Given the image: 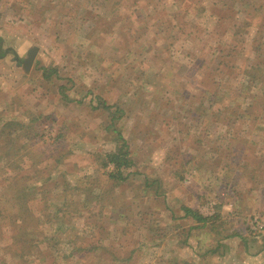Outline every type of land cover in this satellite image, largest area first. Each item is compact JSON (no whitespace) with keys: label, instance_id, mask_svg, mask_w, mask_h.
Masks as SVG:
<instances>
[{"label":"rangeland","instance_id":"1","mask_svg":"<svg viewBox=\"0 0 264 264\" xmlns=\"http://www.w3.org/2000/svg\"><path fill=\"white\" fill-rule=\"evenodd\" d=\"M99 97L123 109L125 181ZM8 158L36 192L0 218V264H264V0H0Z\"/></svg>","mask_w":264,"mask_h":264},{"label":"trees","instance_id":"2","mask_svg":"<svg viewBox=\"0 0 264 264\" xmlns=\"http://www.w3.org/2000/svg\"><path fill=\"white\" fill-rule=\"evenodd\" d=\"M261 69V68H260ZM256 65H252L250 70H248L247 76H251L252 79L260 78L261 77V71ZM45 76L49 78L51 75L50 71H45ZM214 96L209 95V99L205 101L204 106L205 107H200V111L202 114H205L207 110H210L214 106ZM104 109L112 112V120L109 125L103 126V129L106 130H111L115 134L112 136V140L115 143V147L108 151L107 153L103 154L102 156H99L102 158V167L107 166L112 164L114 166V169L110 172V176L112 179L116 181H125L127 179V176H125V170L131 169L133 164L135 163L132 158L129 156V143L127 141V138L123 135L122 131L117 127V122L119 119L122 118L123 114V109L117 104H110L108 101L105 99L99 97L98 98V106L96 109ZM113 109V111H112ZM211 111V110H210ZM216 115V112L214 113ZM42 161V160H41ZM11 167L12 171H15L17 168H21L20 164L11 158H8L5 161L4 167L0 165V176H4L5 178V184L0 185V218H5V214H7L8 209L12 211V220L13 218H23L26 216V213L28 212V201H27V196L30 194H34L36 192V189L33 188L32 190L29 189L28 187H24L23 182L21 181H14V172L5 174L7 169ZM104 168V167H103ZM40 169V168H39ZM39 169L37 170V173L39 172ZM130 174V173H128ZM145 176V175H144ZM146 177V184H148V176ZM157 184H159V188L161 187L160 183L158 180H156ZM48 191V190H47ZM53 202H56L54 199ZM71 202H64L63 205H56L58 206V210L60 211H65V209H68L69 206H71ZM67 204V205H66ZM182 209L186 210V215L191 216L197 220V221H208L210 218L205 217L200 215L199 213L196 212V210H193L190 208L188 205H183ZM70 216L67 211H65V216ZM22 221V220H19ZM18 222V221H16ZM18 227H20L19 230V238L23 240L22 242H26L28 239H24L27 232L24 230L23 224H18ZM224 244H217L212 249H207L204 253L203 256L206 257L209 254L215 255L216 253H219L220 247H223ZM223 253V252H222ZM175 259L169 260L170 264H175L174 263ZM183 264H187V262H184ZM208 264V263H205Z\"/></svg>","mask_w":264,"mask_h":264},{"label":"water","instance_id":"3","mask_svg":"<svg viewBox=\"0 0 264 264\" xmlns=\"http://www.w3.org/2000/svg\"><path fill=\"white\" fill-rule=\"evenodd\" d=\"M32 60H33V55H31V57L27 60V64H28V63H31Z\"/></svg>","mask_w":264,"mask_h":264}]
</instances>
